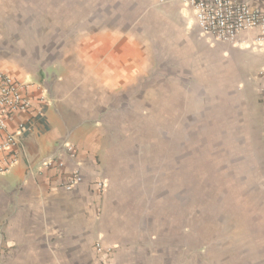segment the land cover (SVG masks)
I'll use <instances>...</instances> for the list:
<instances>
[{"label": "crops", "instance_id": "obj_1", "mask_svg": "<svg viewBox=\"0 0 264 264\" xmlns=\"http://www.w3.org/2000/svg\"><path fill=\"white\" fill-rule=\"evenodd\" d=\"M240 1L264 13V0ZM110 3L81 0V21L72 16L71 27L72 37L80 33L82 42L69 48L49 32L31 1L0 0V69L31 101L28 111L10 115L0 131L1 142L20 123L30 126L17 144L0 151V264H186L184 211L178 213L181 224H172L168 209L137 206L133 145L110 143L122 121L107 123L104 93L76 74L85 65L75 58L70 63L72 56L89 57V41H97V55L104 59L98 87L121 86V57L133 55V0L127 18L116 8L106 10ZM177 6V41H204L203 65L231 82L219 110L236 121L226 131L238 137L232 151L257 150L264 168V46L255 42L254 30L219 41L198 27L191 7L180 1ZM192 54L201 64L202 49ZM76 171L81 181L69 190ZM254 185L264 221V175ZM242 241L239 257L228 251L225 264H264V230L256 246L254 239Z\"/></svg>", "mask_w": 264, "mask_h": 264}, {"label": "rangeland", "instance_id": "obj_2", "mask_svg": "<svg viewBox=\"0 0 264 264\" xmlns=\"http://www.w3.org/2000/svg\"><path fill=\"white\" fill-rule=\"evenodd\" d=\"M28 1L40 8L42 23L50 25L49 32L58 41H67L69 48L72 42L79 46L82 34L73 38L71 24L72 16L81 21V0ZM106 1L111 2L106 10L116 8L123 18L129 16L130 0H117L116 6L115 0ZM178 1L133 0V55L121 57L124 69L117 72L121 86L98 87L104 78L98 65L104 59L97 55V41H89V57L83 61L72 56L70 63L85 65L76 74L104 93L102 115L107 123L117 126L122 121L110 143L133 145L137 206L168 209L172 224H181L178 213L184 211L186 264H225L226 252L239 257L242 239H254L256 246L263 234V210L254 184L264 168L258 166L257 150L232 151L238 137L226 131L236 121L227 120L219 110L231 82L203 65L208 59L204 41H177V31H182ZM194 49H202L201 64L193 57ZM235 132H240L241 140V129Z\"/></svg>", "mask_w": 264, "mask_h": 264}, {"label": "built area", "instance_id": "obj_3", "mask_svg": "<svg viewBox=\"0 0 264 264\" xmlns=\"http://www.w3.org/2000/svg\"><path fill=\"white\" fill-rule=\"evenodd\" d=\"M191 7L198 27L219 41H232L243 31L254 30L255 42L264 46V13L240 0H179ZM31 101L21 89V85L8 73L0 69V131L7 128L10 115L26 112ZM30 126L19 124L16 133H11L0 142V151L18 143V138ZM68 149L73 152L71 145ZM74 154V153H73ZM81 181L78 171L72 173L67 189H72Z\"/></svg>", "mask_w": 264, "mask_h": 264}]
</instances>
